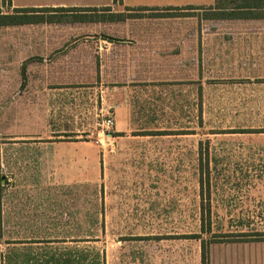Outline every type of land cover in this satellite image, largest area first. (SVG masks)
<instances>
[{
  "label": "rangeland",
  "instance_id": "obj_1",
  "mask_svg": "<svg viewBox=\"0 0 264 264\" xmlns=\"http://www.w3.org/2000/svg\"><path fill=\"white\" fill-rule=\"evenodd\" d=\"M196 13L205 14H175ZM171 24L136 28L166 40L135 43L130 52L120 46L127 34L120 21L97 25L87 49H78L92 54V74H64L60 86H17L21 54L0 58V264H27V253L36 260L28 264H40L62 252L89 263L197 264L202 242L209 257L214 242L264 228L245 217L244 199L230 195L235 184L264 179V73L247 78L244 51L228 85L206 79L195 86L196 43L181 41L186 34L262 35L264 19ZM38 32L70 36L73 46L83 41L68 26ZM32 33L0 27V36ZM132 53L139 73L122 86L120 65L127 64L120 59L132 65ZM123 93L131 96V122L121 138L114 134ZM107 118L109 127L101 124ZM251 143L262 149L246 151Z\"/></svg>",
  "mask_w": 264,
  "mask_h": 264
},
{
  "label": "crops",
  "instance_id": "obj_2",
  "mask_svg": "<svg viewBox=\"0 0 264 264\" xmlns=\"http://www.w3.org/2000/svg\"><path fill=\"white\" fill-rule=\"evenodd\" d=\"M218 0H0V9L4 13H11L16 8H94V11H85L83 14L93 17L101 16L105 13L101 9L109 7L112 12L125 13L127 16L120 21L122 28L127 34L120 39V46L123 50L133 48L135 43L160 42L164 41L162 36L157 37L151 34L136 33V28L171 26L172 21L188 20L190 17L204 22H227L247 20L259 25L262 18L251 19H207L199 14H175L185 12L207 11L214 8ZM199 17V18H198ZM264 19V18H263ZM259 21V22H258ZM106 21L86 20L65 23H29L22 25H12L20 27L36 28L37 33L20 34L12 36H0V58H17L21 54V61L18 63L19 81L15 82L17 86H60L61 76L69 75H89L93 72L92 54L81 53L83 47L87 49L90 44L91 33L96 31L94 28ZM46 26H68L69 29L81 31L83 41L79 44L77 40H71L70 36L53 35L38 32L39 28ZM142 32V31H140ZM170 39V38H169ZM70 45L65 47L63 53L58 50L62 42H68ZM104 40L101 39V42ZM171 41V40H170ZM182 42L196 43L195 50L197 54V71L195 86H206V79H209L207 85L225 86L235 79L233 75L238 68L236 54L249 53L240 66H246L251 81L259 79L258 74L264 73V34L260 35H184ZM2 43L5 45L2 46ZM120 48V49H122ZM58 51V52H55ZM78 51V52H77ZM133 60L134 53L128 56ZM127 65H120V76H124L122 86H131L130 75H137V65L133 60L132 65L128 63L123 56L120 62ZM242 61V60H241ZM7 61H5V64ZM202 64V67L200 66ZM7 66V65H6ZM202 69V70H201ZM188 73V70L184 72ZM251 74L253 77H251ZM207 75V76H206ZM127 77V78H126ZM8 84V83H4ZM133 86H136V84ZM202 90L204 88L202 87ZM131 97V96H130ZM130 97L123 93L120 95V137H126L123 132L130 126ZM203 105V104H202ZM131 112V110H130ZM262 134V133H259ZM252 135V134H251ZM71 143V142H69ZM201 141L197 142V154L199 161V146ZM246 151H259L262 147L250 146L244 148ZM201 154V147H200ZM201 160V159H200ZM92 162L95 159L92 158ZM203 183V182H202ZM202 185V184H201ZM234 190L230 195L244 199V203L249 207L245 217L258 219L264 222V179H250L243 185L235 184ZM243 187V189H238ZM241 233V232H240ZM261 233V235H259ZM244 236H235V240L227 242H214L210 248V256L206 257L205 264H264V228L255 230L251 234ZM242 239V240H241ZM103 264V261H80L79 264ZM134 263L150 264H173L172 260H135ZM178 263V262H177ZM184 263V262H180ZM72 264H77L72 261ZM197 264H202L201 259Z\"/></svg>",
  "mask_w": 264,
  "mask_h": 264
},
{
  "label": "trees",
  "instance_id": "obj_3",
  "mask_svg": "<svg viewBox=\"0 0 264 264\" xmlns=\"http://www.w3.org/2000/svg\"><path fill=\"white\" fill-rule=\"evenodd\" d=\"M94 8H16L11 13H4L0 9V27L22 25L29 23H65L77 22L86 20H101V21H123L127 16L122 13L112 12L109 7H104L101 10L107 11V15L99 17L87 16L83 14L85 11H96ZM204 18L207 19H251L264 18V0H218L214 8H209L205 11ZM243 132V131H242ZM121 135V134H114ZM201 184L203 178L200 177ZM210 224H208L209 229ZM261 235V233H259ZM194 237H196L194 235ZM26 263L32 260L31 254L25 255ZM85 256L81 253L72 255L71 252H62L58 256L55 254L44 255V260L40 264H72V261L77 264L84 260ZM98 257H93L92 261H98ZM206 251L202 242L201 261L205 264ZM98 264V263H97Z\"/></svg>",
  "mask_w": 264,
  "mask_h": 264
},
{
  "label": "built area",
  "instance_id": "obj_4",
  "mask_svg": "<svg viewBox=\"0 0 264 264\" xmlns=\"http://www.w3.org/2000/svg\"><path fill=\"white\" fill-rule=\"evenodd\" d=\"M101 124L105 125L106 127H109V126H111L113 124V122H112L111 118H107V119L102 120Z\"/></svg>",
  "mask_w": 264,
  "mask_h": 264
}]
</instances>
